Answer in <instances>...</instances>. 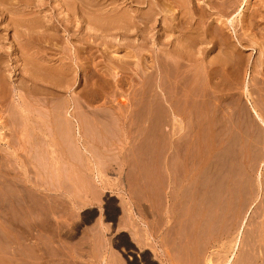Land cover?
<instances>
[{
    "label": "rangeland",
    "instance_id": "374dc122",
    "mask_svg": "<svg viewBox=\"0 0 264 264\" xmlns=\"http://www.w3.org/2000/svg\"><path fill=\"white\" fill-rule=\"evenodd\" d=\"M59 1L33 0L31 27L0 14V254L82 264L84 231L104 224L124 264H264L261 0L239 7L236 30L217 21L219 0H193L212 6V36L198 41L184 8L113 0L138 17L125 34L91 30L89 10L72 16ZM125 217L146 247L120 240L132 236L113 227Z\"/></svg>",
    "mask_w": 264,
    "mask_h": 264
},
{
    "label": "bare ground",
    "instance_id": "6f19581e",
    "mask_svg": "<svg viewBox=\"0 0 264 264\" xmlns=\"http://www.w3.org/2000/svg\"><path fill=\"white\" fill-rule=\"evenodd\" d=\"M35 1V0H34ZM60 1H62V0H60ZM59 1V2H60ZM112 1V2H111ZM115 1H117L116 3H118L119 1H122V0H115ZM135 1H142V0H123V2H121L122 4H121V7H122V5L124 4V3H127V2H130V3H132V2H135ZM143 1H145V0H143ZM153 1H155V0H152V2L151 3H153ZM157 1V0H156ZM155 1V3H153V5H150V7L152 6V9H153V7L155 8V7H160V10H162L161 12H169L170 11V8L172 7H178V8H184V9H186V10H184V11H188L189 12V14L187 15L186 14V16H189L190 15V23H192V21H194V20H196L195 19V17H199L198 19L199 20H197V21H199L200 22V24H199V26L203 23V21L205 22V15L207 14V11H208V8H211L212 9V6H210L209 4V6L206 4V5H204L203 3H206V2H201V1H199L198 2V4H194V1L193 0H160V2H159V0H158V2H156ZM203 1V0H202ZM218 1V0H217ZM220 1V3L218 2V6H215V8H213L214 10H217V13H218V18H217V21H219L221 24H225V25H227L228 26V24H230L231 25V27H233L234 29H235V27H236V25H235V22H236V20L238 19V16H239V7L241 8V6H242V4L246 1V0H219ZM254 1V0H253ZM257 1V0H256ZM261 1H263V0H261ZM261 1H259L258 2V10L260 9H262V8H260V6H263L264 7V3H261ZM111 2V3H110ZM148 2V1H147ZM150 2V1H149ZM35 3V2H34ZM33 3V0H0V14L2 15V16H4V15H13L12 13H20L21 15L23 14V17L25 16L26 17V19H25V21H23L22 20V23H28V25L30 24V20H27V16H29V15H31V13H32V11L34 10V4ZM113 4V6L114 5H116L114 2H113V0H66V1H64V3H62L63 4V6L66 8V10H68V12H71L72 13V16H73V14L75 15V16H77V14H79L81 11H82V9L85 7L86 8V12L89 10V12H87L88 13V19L86 20L87 21V23H85V24H87V26H89V28L91 29V30H93L94 28H95V26L94 25H96V27L97 26H99V25H109V26H114V27H116V29L117 28H119L120 29V31L121 30H123L124 32H125V34L127 33H130V30H131V28L132 27H134V26H136V25H138V17H136V16H134V15H132V14H130L128 11L127 12H125V8H120V4H119V6H115L114 8H110L109 9V5L110 4ZM129 3V4H130ZM142 3V2H141ZM145 3V2H144ZM143 3V4H144ZM214 3V2H213ZM203 4V5H202ZM247 4H248V8H251V0H248L247 1ZM82 5V6H81ZM125 5V4H124ZM131 5V4H130ZM212 5V4H211ZM254 5V4H253ZM255 5H256V3H255ZM109 6V7H108ZM112 6V5H111ZM141 6V5H140ZM36 7V6H35ZM107 7H108V10H107ZM81 8V9H80ZM84 8V9H85ZM127 8V7H126ZM254 8V7H253ZM38 9V8H37ZM80 9V10H79ZM133 9V8H132ZM136 9H137V7H136ZM156 9V8H155ZM177 9V8H176ZM180 10V9H179ZM255 10V9H254ZM17 11V12H16ZM144 11V10H143ZM153 10H151V12H152ZM250 11H251V9H250ZM253 11V10H252ZM83 12V11H82ZM81 12V13H82ZM146 12V11H145ZM259 12V11H258ZM18 13H17V15H18ZM85 13V12H84ZM133 13V12H132ZM153 13V12H152ZM169 13H171V12H169ZM184 13V12H183ZM232 14V13H234V14H236V15H234V16H232V18L230 19H228L227 20V22H225L224 20H222L223 19V17H224V15H229V14ZM255 13V12H254ZM262 13V12H261ZM135 14V13H134ZM211 14V13H210ZM263 14V13H262ZM14 15H16V14H14ZM137 15V14H136ZM150 15V14H149ZM172 15V14H171ZM7 16H6V18H5V20H4V23L5 22H7L8 24H7V28H9V27H15L16 26V28L18 27V25L19 24H21V20H16L17 18H13V16H11L12 18H7ZM141 16V15H140ZM140 16H139V18H140ZM151 16V15H150ZM164 16H166V15H164ZM229 16H231V15H229ZM255 16V15H254ZM24 17V18H25ZM144 17H145V15H144ZM144 17H142L141 18V22H145V21H143V18ZM152 17H154V16H152ZM151 17V18H152ZM252 17V16H251ZM2 18V17H1ZM37 18V17H36ZM81 18H83V17H81ZM85 18V17H84ZM242 18V17H241ZM244 18V17H243ZM21 19V18H20ZM136 19H137V21H136ZM257 19V18H256ZM33 20H35V19H33ZM79 20V19H78ZM82 20V19H81ZM81 20H79V21H81ZM165 20V19H164ZM166 20H167V18H166ZM169 20V19H168ZM164 21V23L166 24L165 25V27L167 26V28L169 29V28H172L171 27V25H170V23H169V21ZM245 20V19H244ZM70 19L68 18V20L66 21V23H70ZM76 22H77V17H76V20H75ZM78 21V22H79ZM140 21V20H139ZM45 22V21H44ZM243 22V21H242ZM250 22V24L252 25V24H255V19H254V21L253 20H251V21H249ZM33 23V21L31 22V24ZM34 23H36V25H37V23H41V22H38V20H37V22H36V20L34 21ZM33 23V24H34ZM82 23H84V22H82ZM247 23V22H246ZM30 24V25H31ZM32 24V25H33ZM205 24V23H204ZM1 25V24H0ZM27 25V24H26ZM29 25V26H30ZM31 25V26H32ZM84 25V24H83ZM197 25H198V22H197ZM28 26V27H29ZM30 26V27H31ZM74 26V25H73ZM109 26H107V27H109ZM144 26V25H143ZM192 26V25H191ZM204 25L202 24L200 27L201 28H198L197 29V32H196V35H194L195 36V39L198 41V40H202L203 39V37L204 38H207V37H210V35L212 34V30H213V28H210V27H212V26H208L209 27V29H208V27H207V29L208 30H205L204 28H202ZM254 26V25H253ZM26 27V26H25ZM36 27V26H35ZM77 27V26H76ZM99 27H101V26H99ZM106 27V26H105ZM93 28V29H92ZM104 28V27H103ZM218 28H220V27H218ZM232 28V29H233ZM25 29V28H24ZM88 29V28H87ZM96 29V28H95ZM100 29V28H99ZM106 28H104V30L103 31H105L106 32V30H105ZM115 29V28H114ZM189 29V28H188ZM246 29V28H245ZM26 30V29H25ZM101 30V31H102ZM110 30V29H109ZM236 30V29H235ZM102 31V32H103ZM140 31V30H139ZM178 31V30H177ZM189 31V30H188ZM218 31V30H217ZM248 31V30H247ZM23 32V31H22ZM90 32V31H89ZM108 32V31H107ZM221 32H222V30H221ZM220 32V33H221ZM236 32V31H235ZM43 33V32H42ZM45 33V32H44ZM140 33V32H139ZM142 33V32H141ZM220 33H219V35H220ZM247 33V32H246ZM74 34V33H73ZM96 34V33H95ZM216 34V33H215ZM75 35V34H74ZM121 35V34H120ZM143 35V34H142ZM221 35H222V33H221ZM237 35V34H236ZM239 35V34H238ZM193 36V35H192ZM212 36V35H211ZM217 36V35H216ZM224 36V35H223ZM222 36V37H223ZM4 37V36H3ZM214 37V36H213ZM239 37V36H238ZM31 38V37H30ZM121 38H122V36H121ZM124 38V37H123ZM128 38V37H127ZM131 38V37H130ZM219 38V37H218ZM242 38V37H241ZM240 38V39H241ZM221 39V38H220ZM219 39V40H220ZM208 40V39H207ZM23 41V40H22ZM117 41V40H116ZM177 41V40H176ZM195 41V40H194ZM129 42V41H128ZM229 42V41H228ZM227 42V43H228ZM195 43V42H194ZM231 43V42H230ZM132 44H133V42H132ZM167 45V44H166ZM89 47V46H88ZM164 47V46H163ZM187 47V46H186ZM185 47V48H186ZM196 47V46H195ZM228 47V46H227ZM117 48V47H116ZM5 49V48H4ZM184 49V48H183ZM189 49V48H188ZM233 49V48H232ZM1 50V49H0ZM3 50V49H2ZM174 50V49H173ZM170 51V50H169ZM232 51V50H231ZM29 52V51H28ZM40 52V51H39ZM163 52V51H162ZM185 52V51H184ZM139 53V52H138ZM190 53V52H189ZM192 53V52H191ZM41 54H43V53H41ZM40 54V55H41ZM29 55V54H28ZM2 56V54H0V70L1 69H5L6 67H3L2 65H4V64H6L5 62H4V64L2 63L1 64V61L3 60L2 58L3 57H1ZM181 56V55H180ZM48 57V56H47ZM79 57V56H78ZM175 57V56H174ZM230 57H231V54H230ZM128 58V57H127ZM180 58V57H179ZM9 59V58H8ZM223 59V58H222ZM29 60V59H28ZM4 61V60H3ZM39 61V60H38ZM224 61V60H223ZM123 62V61H122ZM32 63V62H31ZM30 63V64H31ZM39 63H41V62H39ZM50 63V62H49ZM92 63V62H91ZM172 63H173V61H172ZM8 65V64H7ZM24 65V64H23ZM35 65V64H34ZM32 66V65H31ZM11 67V66H10ZM36 67V66H35ZM257 67V66H256ZM28 68V67H27ZM143 68V67H142ZM147 68V67H146ZM223 68V67H222ZM259 68V67H258ZM40 69V68H39ZM91 69V68H90ZM89 69V70H90ZM121 69V68H120ZM6 70V69H5ZM23 70V69H22ZM36 70H37V67H36ZM2 71V70H1ZM19 71V70H18ZM26 71V70H25ZM41 71V70H40ZM39 71V72H40ZM45 73H47L48 71H46V68H45ZM44 71H43V73H44ZM103 71V70H102ZM204 71V70H203ZM52 72V71H51ZM64 72L62 71V74H63ZM4 74V73H3ZM30 74V73H29ZM34 74V73H33ZM48 75H49V73H47ZM59 74H61V71H60V73ZM92 74V73H91ZM51 75V74H50ZM65 75V74H64ZM71 75V74H70ZM87 75V74H86ZM93 75V74H92ZM4 76V75H3ZM7 76V75H6ZM22 76V75H21ZM29 76V75H28ZM42 76V75H41ZM46 76V75H45ZM53 76H54V74H53ZM11 77V76H10ZM33 77V76H32ZM44 77V76H43ZM59 77V76H58ZM58 77H56V78H58ZM65 77V76H64ZM71 77V76H70ZM178 77V76H177ZM24 78V77H23ZM30 78H31V76H30ZM44 78H46V77H44ZM63 78V77H62ZM61 78V79H62ZM39 79V78H38ZM43 79V78H42ZM55 79V78H54ZM60 79V80H61ZM68 79V78H67ZM22 80V79H21ZM37 80V79H36ZM52 80V79H51ZM64 80V79H63ZM62 80V81H63ZM4 81V80H3ZM26 81V80H25ZM40 81V80H39ZM56 81V80H55ZM32 82V81H31ZM66 82V81H65ZM91 82V81H90ZM9 83V82H8ZM62 83V82H61ZM60 83V84H61ZM33 84V83H32ZM40 84V83H39ZM54 84V83H53ZM58 84V83H57ZM66 84V83H65ZM7 87H9V85L8 84H6L5 82H4V84H1L0 83V89L2 90L3 88H5V91H6V89H7ZM45 88V87H44ZM69 88V87H68ZM49 89V88H48ZM4 92V91H3ZM6 94V93H5ZM7 95V94H6ZM51 95V94H50ZM57 99V98H56ZM44 102V101H43ZM45 104V103H44ZM47 105V104H46ZM256 115H257V113H256ZM257 116H259V115H257ZM58 117V116H57ZM60 118V117H59ZM58 120V119H57ZM264 124V123H263ZM62 125V124H61ZM84 125V124H83ZM63 126V125H62ZM60 127V126H59ZM84 127H85V125H84ZM83 127V128H84ZM61 128V127H60ZM59 128V129H60ZM85 129V128H84ZM88 129V128H87ZM63 130V129H62ZM61 129H60V131H62ZM65 131V130H64ZM63 131V132H64ZM85 131V130H84ZM59 133V132H58ZM84 133H86V132H84ZM62 134V133H61ZM65 135H66V133H64ZM63 134V135H64ZM86 137H87V135H85ZM60 137V140H62V142L60 143L61 144V146H60V144H59V146H60V148L61 149H63V147L62 146H64L63 145V139H61V136H59ZM63 138V137H62ZM58 142V141H57ZM56 142V143H57ZM58 144V143H57ZM71 149V148H70ZM76 150V149H75ZM62 151V150H61ZM75 152V151H74ZM100 173V172H99ZM59 178V177H58ZM4 184V183H3ZM5 188V187H4ZM20 188V187H19ZM24 190V189H23ZM11 191V190H10ZM13 191V190H12ZM9 199V198H8ZM11 199V198H10ZM22 201V200H21ZM24 201V200H23ZM3 204V203H2ZM1 204V205H2ZM27 204V203H26ZM1 207V206H0ZM20 209V208H19ZM24 210H26V209H24ZM0 211H1V209H0ZM2 212V211H1ZM15 213V212H14ZM30 213H31V211H30ZM29 213V214H30ZM1 214V213H0ZM26 215V214H25ZM8 216V215H7ZM32 216V215H31ZM7 218V217H6ZM36 219V218H35ZM41 219V218H40ZM0 221H1V219H0ZM3 221V220H2ZM37 223V222H36ZM19 224V223H18ZM41 224V223H40ZM2 225V224H1ZM41 226V225H40ZM61 228V227H60ZM28 231V230H27ZM40 232V231H39ZM2 233V232H1ZM6 234V233H5ZM20 234V233H19ZM25 234V233H24ZM45 235H46V233H45ZM23 237V236H22ZM1 238H2V235H1ZM31 238V237H30ZM19 241V240H18ZM85 241V240H84ZM40 242V241H39ZM21 244H22V242H20ZM24 244V243H23ZM47 245V244H46ZM12 247V246H11ZM90 248V247H89ZM36 250V249H35ZM99 250H100V248H99ZM4 252V251H3ZM38 252V251H37ZM42 253H43V251H42ZM30 254H32V253H30ZM45 254V253H44ZM60 255V254H59ZM35 256V255H34ZM41 255H39V257H40ZM44 256V255H43ZM57 256V255H56ZM62 256V255H61ZM89 256V255H88ZM25 257V256H24ZM37 257H38V255H37ZM36 257V258H37ZM46 257V256H45ZM44 257V258H45ZM110 257V256H109ZM43 258V259H44ZM114 258V257H113ZM112 258V259H113ZM120 258V257H119ZM20 259V258H19ZM24 259V258H23ZM34 259V258H33ZM39 259H41V257L39 258ZM63 259V258H62ZM28 260V259H27ZM26 260V261H27ZM37 260H38V258H37ZM46 260V259H45ZM35 261V260H34ZM39 261V260H38ZM37 261V262H38ZM50 261V260H49ZM59 261V260H58ZM40 262H41V260H40ZM39 262V263H40ZM113 262V261H112ZM45 262H44V260H43V263L42 264H44ZM52 263V262H51ZM65 263V262H64ZM115 263V262H114ZM19 264H21V263H19ZM35 264H36V261H35ZM38 264V263H37ZM46 264H47V260H46ZM66 264V263H65Z\"/></svg>",
    "mask_w": 264,
    "mask_h": 264
},
{
    "label": "crops",
    "instance_id": "0c3cea01",
    "mask_svg": "<svg viewBox=\"0 0 264 264\" xmlns=\"http://www.w3.org/2000/svg\"><path fill=\"white\" fill-rule=\"evenodd\" d=\"M0 209L2 211L1 214H3L4 213V204L1 205ZM92 217H93V215L90 214L89 219H91ZM113 227H115V231L117 230V227H119V228L123 227V228H126V229L130 230L132 236H130L128 238L125 237V236H122L120 238V240H122V242L123 241L124 242H129L130 241V243H132V245H133V241L132 240H135L137 244L146 247L147 243L145 242L146 240H145L144 234H143V237H142L141 232H140L139 228L137 227L135 221L132 220L130 217L123 218L122 222H121V219L120 220L118 219V222H115L113 224ZM109 229H110L109 226L103 224V227L101 226L100 229H99V232L96 233L94 236L91 235L92 232H91V234H89L88 232H90V231H88V232L84 231V236L86 238L84 239L85 241L82 239L81 242H78L79 250H77V246L75 244L74 245L72 244V248L73 249H75L77 251L81 250V253H79V254H81V257L78 256V252L75 251L74 255L77 254V256H75V258L73 257V259H76V260L80 261V259L82 258L83 259L82 260V264H124L123 261L121 260V258H119V256L116 253L110 251V248H109L110 240L107 239V237H106L107 232L109 231ZM0 230L2 232V234H0V242L3 243V241H4V235H3L4 234L3 233L4 232V227H3V224H2V226H0ZM1 235H3L2 238H1ZM45 242H46V244H48L47 243V239H45ZM99 248H100V250H99ZM45 251L46 250H44L45 254L43 253L44 256L43 255L40 256L41 259H39L40 258L39 255H41V254H39L38 257H37L38 253L37 254H33V255L29 254V257H28L30 259L29 261H22V260H18V261L10 260L9 261V258L7 260H5L3 254H0V264H19V263H21V264H35V261H36V264L37 263L38 264H42L43 260L45 262L44 264H46V260H47V264H65L66 263V261L64 260L63 256H60L61 258H60V262L59 263L53 262V261H49ZM36 257L38 258L39 261L37 260ZM131 258H132V256H130V259ZM40 260H41V262H40Z\"/></svg>",
    "mask_w": 264,
    "mask_h": 264
}]
</instances>
